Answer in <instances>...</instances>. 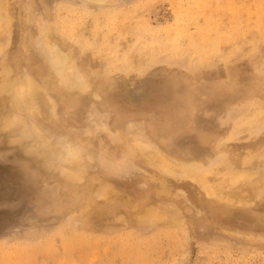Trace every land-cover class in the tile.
Instances as JSON below:
<instances>
[{
	"label": "rangeland",
	"instance_id": "374dc122",
	"mask_svg": "<svg viewBox=\"0 0 264 264\" xmlns=\"http://www.w3.org/2000/svg\"><path fill=\"white\" fill-rule=\"evenodd\" d=\"M5 1L0 78L28 75L46 100L35 115L24 99L14 109L11 86L0 92V264H34L17 254L33 245L47 264H264V199L245 211L215 204L202 183L152 163L162 151L219 173L216 147L231 171L249 153L262 157L264 0ZM45 33L75 70L54 65ZM62 73L81 75L86 89ZM256 165L258 180L264 161ZM156 207L165 219L135 221V210ZM78 228L87 241H59ZM48 242L59 255L48 258Z\"/></svg>",
	"mask_w": 264,
	"mask_h": 264
},
{
	"label": "bare ground",
	"instance_id": "6f19581e",
	"mask_svg": "<svg viewBox=\"0 0 264 264\" xmlns=\"http://www.w3.org/2000/svg\"><path fill=\"white\" fill-rule=\"evenodd\" d=\"M90 1L93 2V3H98L99 0H90ZM5 2H6V5H7L8 1L0 0V12H2L4 10L7 13V9L8 8L5 7L6 6ZM64 10L70 11L72 9L69 8V6H65V7L62 6L60 8L59 12L64 11ZM107 10L108 9H104V11H107ZM8 12H9V10H8ZM66 13H68V12H66ZM58 16H60V18L62 19V15L61 14L58 15ZM67 17L62 19L63 22H61L59 24L60 26L58 25V27L62 31L65 30L63 32L71 31V29L69 28L70 24H69V20H67ZM72 31H74V30H72ZM2 34L4 35V34H7V33L2 32ZM208 37H210V36H208ZM44 43H45L44 44L45 45L44 49L47 51V54L52 59V62H54V65L59 67V69L61 71H63V73H65L66 71L75 70V68L77 67V64L73 63L75 61L73 60L71 55L70 56L67 55L66 53H64V51H62L59 47H57V45L54 44L50 40V38L48 36V33H45V42ZM103 43H104V46L106 45L107 47H111V49H112L111 52H113V53L114 52L115 53L120 52L118 50L119 47L117 45H113L108 40V37H107V39L105 41H103ZM213 43H214V47H215L216 46V41H213ZM100 47H101V45H100ZM45 50H43V51H45ZM1 51L2 50L0 49V53H1ZM7 73H8V71H7ZM68 75L63 74L62 77L67 78V80L70 81L69 84L75 90H79V91L82 90L83 91L84 89H86V85L81 81V75L80 76L78 74H76V76H73V74H71V76L70 75L68 76ZM26 76H24L25 78H22V79H21V77H23V76H21V77L17 76V79L15 81H14V79L0 78V92H2V90H5L9 86H11V91L10 92L12 93V91H13L12 95H14L15 98H16V103H15L14 109L15 108L16 109H20L21 106L24 107V105H21L22 103L19 102L20 100L22 101V99H24L25 101L24 100L23 101H24V104L26 105L25 107H27V109L29 111H32L35 115H37V114H39L40 107H38V108L36 107V101H37V99L39 97H40V99H42V101L46 100L45 99V95H44L45 90H44V87L41 86L42 85L41 83L37 82L35 79L29 78L28 75H26ZM70 78H72V79H70ZM11 98H13V96ZM261 101H259V102H261ZM13 102H14V100H13ZM42 138L44 139L43 140L44 146H47L49 148L50 143L48 142L49 141L48 138L47 137L46 138L42 137ZM220 148H221V146L220 147H216L215 151H219V155H218L219 158L223 157L221 159V161H223V160L224 161L221 164L224 166L225 169H222V170H224L223 172L222 171L221 172L218 171L219 173H215V170L216 169L220 170L221 169L220 167L210 170L214 174V177H215L214 183L213 182H209L207 180L208 178L206 179V177H207L206 175L209 174L210 171H209V173H207L208 171L205 172V167L206 166L201 164L202 163L201 161L199 162V164H201L200 165L201 168H199L197 165L194 164L195 161L194 162H186V161H183V160H174V159L168 158L165 153L160 151V152H158L156 154V157H155L154 161H152V163L155 165V167L160 169V171L165 176L169 175V176H173V177H175V176H177V177H179V176L180 177H187L190 180L191 179L192 180H197L199 184L202 183V188L205 191L204 195L206 197H208V198H211L215 204L218 203V204L230 205L232 207L233 206L240 207V209H244L243 211H245L246 208L249 207L252 203H253V205H254V203L256 205H260V204H257L256 202H259L261 200L263 202V199H264V177L261 178V179H258V180L255 179V177H257V174H256L257 170L261 171L258 168H260V169L263 168L261 165L257 166L256 164L259 161H261V160L264 161V154L261 155L262 156L261 158H258L257 154H255V153H249L246 157L244 156L242 158V167H240V165H238L241 168V170H236V168H232L233 170L238 171L237 173H234L235 171H233V170L231 171L229 169V167L227 166L228 164L225 161L227 156L225 155V153L220 151ZM65 149L68 151V153L70 154V156L73 159V160H70V162H74V163L78 164V161L80 160L79 154L76 153V152L74 153V151L71 150V147L68 144L66 145ZM222 165H220V166H222ZM210 166H212V165H210ZM79 169L80 168H78L77 170H79ZM73 170H75V169H73ZM77 170H75V171H73L71 173L72 176L80 177L81 173H79ZM245 180L248 182L246 185L243 184ZM99 187L97 186V191H98ZM111 196H112V194L110 192V189L106 188V187L104 189V194L103 193L100 194V197L104 201L109 200L111 198ZM157 198H158V196H157ZM159 198H160V196H159ZM160 199L162 200V198H160ZM160 199H156V200H158V202H160L159 201ZM158 202L157 201L155 202L154 207L157 206L156 204ZM261 204L263 205V203H261ZM256 205L254 207H257ZM149 206H147V209H148ZM150 207H152V206H150ZM147 209L144 208V210L141 211V212H137L134 209L135 213H136L135 221L138 224H140V223L142 224L147 218H151V224H152L153 221H154L153 223H155V221H156L154 219H158L159 220V219H162V218L165 219L167 217V215H165V214L163 215V213L165 211L164 210L162 211V209H158V208H157L158 210L154 209L155 210L154 213L153 212L150 213L151 209H149V210H147ZM159 210H161L162 213L159 212ZM153 216L155 218H153ZM158 217H160V218H158ZM147 221H149V220H147ZM180 222L181 221H179V220L176 221V220H173V219L168 221L169 224H172L171 226L177 225V226H180V228H181ZM181 223H183V222H181ZM263 228H264V226H263ZM64 230L65 229H61V231H60L64 238L60 239L59 241H65L67 248H71L72 245L73 246L74 245L78 246L79 241H87L86 238L79 236V233L81 232V230H79V228L75 229L76 234H74V233L68 234V233H65ZM32 242H35V241H32ZM48 244L50 245L49 246L48 258L50 256L59 255V253H57L55 251V249L53 250L54 247L51 246V243L48 242ZM23 253H24L23 250H19V252L17 253L19 255V257H20L19 258L20 260L18 261L20 263H23L25 261H30V262H33L34 264H38V263L47 264L45 262L46 259L40 260V259L37 258L36 245H33V246L30 247V252L28 253V255L23 256Z\"/></svg>",
	"mask_w": 264,
	"mask_h": 264
}]
</instances>
